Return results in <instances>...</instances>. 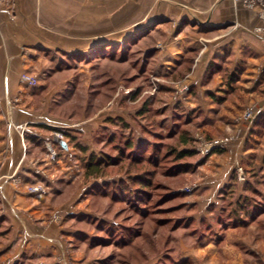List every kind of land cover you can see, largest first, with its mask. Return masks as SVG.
I'll return each mask as SVG.
<instances>
[{
  "label": "crops",
  "instance_id": "0c3cea01",
  "mask_svg": "<svg viewBox=\"0 0 264 264\" xmlns=\"http://www.w3.org/2000/svg\"><path fill=\"white\" fill-rule=\"evenodd\" d=\"M263 28L257 8L232 0H0V264H75L77 217L93 213L86 191L98 182L83 181L76 143L98 155L91 143L98 120L80 123L61 112L72 90L66 71L87 66L103 46L138 36H154L144 51L153 54L155 76L186 77L183 111L192 113L202 138L227 139L222 152L189 175V203L197 210L191 216L214 222L238 168L247 171L246 183L264 191V48L257 31ZM23 73L37 85L21 83ZM249 108L254 118L243 120ZM54 131L63 133L66 147L52 142L51 162L46 142ZM245 181L236 184V195L256 197L243 189ZM36 183L48 187L41 201L26 192ZM255 217L215 227L202 247L235 251V264H264V212Z\"/></svg>",
  "mask_w": 264,
  "mask_h": 264
},
{
  "label": "rangeland",
  "instance_id": "374dc122",
  "mask_svg": "<svg viewBox=\"0 0 264 264\" xmlns=\"http://www.w3.org/2000/svg\"><path fill=\"white\" fill-rule=\"evenodd\" d=\"M256 8L261 18L264 15V8L261 6ZM262 21L264 22L263 19ZM142 39H136L134 44L130 45L128 41L126 49L123 48L124 44H117L114 49L110 45L103 46L105 52L113 54V59L96 57L80 70L75 69L73 64L66 71L65 77L72 90L71 94L64 99L65 110L61 112L67 115V118H71L73 121L78 120L80 123L86 122L90 117H96L94 119L98 122H96L97 126H94L91 143L98 154L102 151L114 155L115 152L105 145L106 136L103 141L99 142L97 137H103V134L117 133L121 144L124 139L123 136H119V132L125 135L139 132L140 138L146 137L153 142L155 140H153L152 132L165 134L166 131L163 127L171 123V115L184 109L182 102H184L189 88L182 100H175L174 97L175 92L179 91L182 86H188L185 81L186 77L167 81L155 76L152 73L153 54L148 52L146 54L144 51L153 45L154 36ZM98 53L102 52L98 50ZM150 60H152L151 64H149ZM107 115L122 119L124 124L129 123V128L132 126L131 132L129 128L121 127L120 123H115V125L106 123L104 117ZM160 123L163 125L161 129L158 126ZM190 125L198 158L204 157L199 153V149L202 143L207 140L202 138L201 130L194 123ZM163 141L167 143L165 138ZM117 166L116 168L110 167L105 178H98L97 184L101 185L107 180H123L127 174L122 168L126 166ZM142 169L154 171L151 179L152 187L147 190L152 198L147 208L153 212L148 213V217L141 218L125 203L109 204L108 201L88 196L86 203L89 208L93 213L98 212L99 218L103 217L102 213L107 212L111 218L110 222L118 226V228L116 227L117 234L109 240V244L97 243L88 246V242L75 241L73 246L77 255L76 262L72 260L73 263L78 264V259L82 257L81 261L88 264H152L154 261L156 263L161 254H168L169 257H177L180 262L184 260L188 264H235L237 258L235 251L219 252L217 247L216 249L202 247L204 241H210L208 239L210 234L206 232L205 226L198 225L196 222L186 228L181 225L173 227L175 220L180 219V216L188 217L197 212L196 208L189 203L192 199L189 197L192 191L185 192V188L193 187L191 185L193 177L189 176L191 173L183 174L177 179H168L163 176L161 165L158 169H154L148 164H144L132 172H140ZM83 179L85 182L86 179ZM166 188L172 192H180L183 196L162 202V195L165 194ZM172 207L176 208L171 210ZM171 218L172 220H166L162 225L157 224L158 219ZM104 219L106 220L105 216ZM195 219L198 221L197 218ZM53 220L57 221L58 216H54ZM84 227L83 229H87L89 235L94 234L97 237L110 239L103 233L96 232L94 228L85 225ZM126 228L135 229L138 234L131 239L130 243L120 245V239L123 238L126 241ZM196 228L203 235L198 242V234L192 235L190 232ZM203 232H206V236ZM238 252L245 254L243 249Z\"/></svg>",
  "mask_w": 264,
  "mask_h": 264
},
{
  "label": "trees",
  "instance_id": "16d2710c",
  "mask_svg": "<svg viewBox=\"0 0 264 264\" xmlns=\"http://www.w3.org/2000/svg\"><path fill=\"white\" fill-rule=\"evenodd\" d=\"M136 39L130 40L128 42L129 45L134 44ZM123 46V48L126 49L128 45L126 43V45L124 44ZM112 48L114 49L115 46ZM104 50V47L99 48V52L102 53H95L91 59L96 57L106 59L114 58L113 54H109L107 53L108 51L105 52ZM105 122L112 125L120 123V125H122L121 127H126V129L129 128V126L124 124L122 119L119 118H107ZM191 123H193L192 113H186L180 109L171 115V123L169 125H166L165 127H163L162 123L158 125L160 129L162 127L165 129V134L152 132V137H154L153 140H155L153 142L146 137L142 140H137L132 134L125 135L121 132H119V136H123L124 139L121 144L119 137H117V133L113 135L103 134V137H97L99 142L103 141L104 136H106L105 145L109 146L110 150L115 152L114 155L102 151H100L98 155L94 153L87 155L85 153L86 148L76 143V147L83 153L81 160L83 164V177L85 179L90 178L98 180V178H105L110 167L116 168L118 167L117 165L126 166L122 168L123 170L125 169L124 172L127 174L123 180H107L101 185L94 184L88 189L87 195L90 196V198H100V200L108 201L109 204L125 203V205H128L129 208L141 218L148 217V213L153 211L147 208L152 199L151 194L147 190L152 187L151 179L154 175V171L142 169L143 171L141 170L140 172L133 173V170L141 168L144 164L151 165L154 169H158L161 165L164 177H167L168 179H177L183 176V174L193 173L196 167L203 164L206 158L212 153L222 152V149L215 148L212 149L208 155L198 158V151L195 149L194 145L193 131H191V127H189ZM163 138L167 140V143L163 141ZM205 139L207 141L211 140V138L208 137ZM243 172L246 176L247 171L243 169ZM246 182L247 180L243 183V189L250 191V193L256 195V197L236 195L235 186L238 183V179L235 172L232 177V189H224L222 203L220 205L221 207L219 210L217 209L218 213L215 215V220L211 225L208 222L206 223L204 218H200L197 221L192 216H180V219L175 220L173 227L181 225L186 228L197 222L198 225L205 226L206 232L210 234L208 239H211V236L214 235V228L219 227L221 224L224 226L234 224L243 225L255 220V216H259V214L264 212V202L257 198V196H259L264 199V191L258 190L255 186ZM182 196V193L172 192V190L169 191L166 188L161 201L167 202L171 199L176 197L180 198ZM173 208L176 207H172L171 210H173ZM250 212H253L252 216H250L247 221H244L243 216L248 215ZM98 214L99 213L95 211L90 215H81L77 217V222L80 223V227H84L85 225L94 228L96 232L103 233L110 239L97 237L94 234L89 235L87 229H83L82 227V233H80V237L77 239L78 241L88 242V246L97 243L109 244V240L116 236L118 226L110 222L111 218L108 216L109 214L104 212L102 213L103 217L101 218L98 217ZM104 216L106 217V220L104 219ZM166 220H172V218L158 219L157 224L162 225ZM226 221L227 223H225ZM1 223L2 219H0V228ZM126 231V241H124L125 239L123 238L120 239V245L130 243L131 239L138 234V231L135 229L130 230L129 228H126ZM190 232L192 235L195 233L198 234L197 242L202 239L203 235L199 232L198 228L192 229ZM206 232H203V234H205L204 236H206ZM3 235L4 233H0V237ZM141 250H143V248H141ZM159 257L160 258L155 264H188L187 261L182 260L180 262L177 257H169L168 254H161ZM15 264L23 263L18 262Z\"/></svg>",
  "mask_w": 264,
  "mask_h": 264
},
{
  "label": "built area",
  "instance_id": "2783aa9c",
  "mask_svg": "<svg viewBox=\"0 0 264 264\" xmlns=\"http://www.w3.org/2000/svg\"><path fill=\"white\" fill-rule=\"evenodd\" d=\"M234 3H241L245 7L249 9H254L257 6H261L264 8V0H232ZM261 16V15H260ZM261 18L264 20V15L261 16ZM258 33H261V43L264 48V28L263 29H257ZM19 80L21 83H24L30 87H35L37 85V79L27 73H23L20 75ZM188 91V86H182V88L175 92L174 99H181L185 97L186 92ZM254 118L253 109L249 108L247 109L242 119L246 121H250ZM63 140V133L60 131H54L51 134V137L49 141L46 142V148L48 150V158L51 162H54L57 158V153L54 149H52L51 143L52 142H59ZM227 139H213L211 141H205L202 143L201 148L199 149V153L202 156H206L210 153L212 149L219 148L223 149L226 145ZM67 159H72L73 155L71 153H67L65 156ZM237 179L240 182L245 181V176L241 168L237 169ZM193 187L185 188V192H191ZM26 192L30 195H32L36 200L41 201L44 199V197L47 195L48 187L42 183H36L32 184L26 187Z\"/></svg>",
  "mask_w": 264,
  "mask_h": 264
},
{
  "label": "water",
  "instance_id": "95a60500",
  "mask_svg": "<svg viewBox=\"0 0 264 264\" xmlns=\"http://www.w3.org/2000/svg\"><path fill=\"white\" fill-rule=\"evenodd\" d=\"M59 144H60L62 147H64V148L66 147L64 141H60Z\"/></svg>",
  "mask_w": 264,
  "mask_h": 264
}]
</instances>
